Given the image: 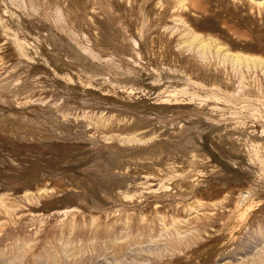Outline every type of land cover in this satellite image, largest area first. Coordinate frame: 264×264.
<instances>
[{
  "label": "rangeland",
  "instance_id": "obj_1",
  "mask_svg": "<svg viewBox=\"0 0 264 264\" xmlns=\"http://www.w3.org/2000/svg\"><path fill=\"white\" fill-rule=\"evenodd\" d=\"M189 31L264 0H0V264H264L263 68Z\"/></svg>",
  "mask_w": 264,
  "mask_h": 264
},
{
  "label": "bare ground",
  "instance_id": "obj_2",
  "mask_svg": "<svg viewBox=\"0 0 264 264\" xmlns=\"http://www.w3.org/2000/svg\"><path fill=\"white\" fill-rule=\"evenodd\" d=\"M187 33H188L187 34L188 38H186V43H188L189 46L195 44L196 47L200 50V52L208 51L211 48H213V50L218 52V54L219 53L222 54V58L224 60H229L232 66L234 67H239L242 64L247 69L249 68V66L259 67V65H261L263 68L262 71L264 72V60L263 59L259 57H255V56L244 55L241 53H230L229 51H227L225 48L222 47V45L217 41V39L206 40L200 34L194 31H189Z\"/></svg>",
  "mask_w": 264,
  "mask_h": 264
}]
</instances>
